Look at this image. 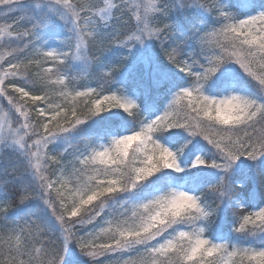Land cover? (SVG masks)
Listing matches in <instances>:
<instances>
[{
  "label": "snow or ice",
  "instance_id": "6c2138e0",
  "mask_svg": "<svg viewBox=\"0 0 264 264\" xmlns=\"http://www.w3.org/2000/svg\"><path fill=\"white\" fill-rule=\"evenodd\" d=\"M0 264H264V0H0Z\"/></svg>",
  "mask_w": 264,
  "mask_h": 264
}]
</instances>
